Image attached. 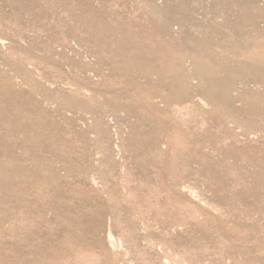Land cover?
Here are the masks:
<instances>
[{"label":"rangeland","instance_id":"374dc122","mask_svg":"<svg viewBox=\"0 0 264 264\" xmlns=\"http://www.w3.org/2000/svg\"><path fill=\"white\" fill-rule=\"evenodd\" d=\"M0 264H264V0H0Z\"/></svg>","mask_w":264,"mask_h":264}]
</instances>
